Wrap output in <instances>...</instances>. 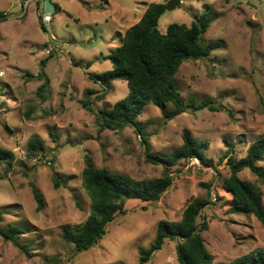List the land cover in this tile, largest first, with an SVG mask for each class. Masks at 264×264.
<instances>
[{"label": "rangeland", "instance_id": "rangeland-1", "mask_svg": "<svg viewBox=\"0 0 264 264\" xmlns=\"http://www.w3.org/2000/svg\"><path fill=\"white\" fill-rule=\"evenodd\" d=\"M51 1L60 9L46 23L41 6L37 10L31 4L18 18L19 0H0L6 16L0 21V148L15 156L11 170L0 164V210L8 208L0 229L21 228L19 243L28 252L0 235V264H138V248L150 246L160 221L177 222L186 204L204 199L211 202L201 211L208 225L201 236L215 262L231 263L264 249V227L254 216L234 212L223 188L228 158H243L264 137V0H180V7L162 14L161 34L170 24L189 26L194 16L212 17L203 37L205 42L220 41L222 47L206 59L182 63L174 80L184 106L210 100L226 110L188 109L166 121L159 108L148 104L138 122L150 153L167 157L182 145L186 131L208 144L205 157L212 164L179 161L170 170L172 186L158 202H127L125 213L107 226L98 244L81 253L63 240L62 231L80 227L89 215L80 178L87 163L134 180L160 178L164 172L162 164L147 162L133 127L102 130L95 113L82 108L84 93L91 90L95 112L111 109L128 94L126 83L115 80L103 91L87 76L110 70L111 63L100 57L120 46L126 30L150 4L169 0ZM45 77L49 82L40 97L37 91ZM35 137L43 141L44 152L28 160L27 142ZM225 140L233 149L228 156ZM257 166L264 172V158ZM54 173L66 180L65 186L53 188ZM238 176L260 188L264 205V182L248 170ZM31 184L43 199L40 211ZM204 185H210L209 191ZM177 244L165 241L147 264H178Z\"/></svg>", "mask_w": 264, "mask_h": 264}, {"label": "trees", "instance_id": "trees-1", "mask_svg": "<svg viewBox=\"0 0 264 264\" xmlns=\"http://www.w3.org/2000/svg\"><path fill=\"white\" fill-rule=\"evenodd\" d=\"M54 6L55 13L59 7ZM165 11L164 4H150L140 20L126 30L120 46L108 55L100 57V60H108L111 63V69L99 75L87 76L98 83L103 91L110 89L111 83L115 80L124 81L128 87V94L107 110L94 111L90 101V96L93 94L91 90L85 91V99L82 103L84 110L95 113L97 124L102 130L118 131L126 126L133 127L145 148L147 162L154 165L162 164L163 175L150 180H134L126 175L87 163L80 178L82 188L90 201L89 215L80 227L74 230L64 228L62 231L63 240L71 244L76 253L87 251L97 245L105 236L107 226L116 216L125 213L127 202H158L172 186L170 170L179 161L196 159L204 166L210 167L212 164L205 157L208 144L194 138L186 131L182 133V145L167 157L150 153L147 135L138 122V118L148 104L159 108L166 121L188 109L207 108L213 112L226 110L222 106L214 107L210 100H204L197 106H184L174 80L182 63L188 60L206 59L212 52L222 47L220 41L205 42L204 40L203 36L213 22L212 17L208 14L194 16L189 26L170 24L165 34H161L158 31V21ZM5 18L6 16L0 12V21ZM47 60L48 58H45L40 61L41 67ZM86 67H89V63ZM26 76L31 77L29 74ZM48 82L45 77L44 83L39 86L37 92L40 97ZM169 106L171 109L166 110ZM25 117L28 119L29 113H26ZM224 144L225 154L228 156L233 149L226 140ZM43 152L44 143L40 138L35 137L27 142L28 160L39 157ZM263 158L264 137L256 139L247 148L243 158L236 160L230 156L226 163L229 175L223 181V188L231 196L234 212L252 215L264 227V205L260 188L254 183L241 180L238 176L241 171L248 170L264 182V172L257 166ZM14 159L15 156L11 151L0 148V164L6 165L8 171L11 170ZM52 184L53 188L57 189L65 186L66 180L54 173ZM30 188L36 202V210L40 211L44 206L43 199L34 184H31ZM204 188L209 191L210 185H204ZM210 202L208 199L194 200L186 204L179 221H160L150 246L138 248V264H147L151 255L160 250L167 240L178 241L176 245L178 264H264V249L254 250L231 263L214 261L201 236L202 232L208 230L207 222L201 217V211ZM3 214H8L7 207L0 210V222ZM20 233L22 229L14 225H8L5 230L0 229V235L4 240L28 254L26 247L19 243Z\"/></svg>", "mask_w": 264, "mask_h": 264}, {"label": "built area", "instance_id": "built-area-1", "mask_svg": "<svg viewBox=\"0 0 264 264\" xmlns=\"http://www.w3.org/2000/svg\"><path fill=\"white\" fill-rule=\"evenodd\" d=\"M44 1L46 0H19V3H20V10H19V14H18V18H22L25 16V14L27 13L28 11V8L31 4H41L42 8H43V3ZM41 21L42 22H46V23H49L51 21V16L50 14L46 13L44 11V15L43 17L41 18ZM4 76L3 72L0 71V78H2ZM0 112H2V108L0 106ZM195 160V159H194Z\"/></svg>", "mask_w": 264, "mask_h": 264}, {"label": "water", "instance_id": "water-1", "mask_svg": "<svg viewBox=\"0 0 264 264\" xmlns=\"http://www.w3.org/2000/svg\"><path fill=\"white\" fill-rule=\"evenodd\" d=\"M178 7H180V0H169L165 4L166 11H172ZM43 10L48 14H52L55 11V6L50 0H46L43 3Z\"/></svg>", "mask_w": 264, "mask_h": 264}, {"label": "crops", "instance_id": "crops-1", "mask_svg": "<svg viewBox=\"0 0 264 264\" xmlns=\"http://www.w3.org/2000/svg\"><path fill=\"white\" fill-rule=\"evenodd\" d=\"M51 1V0H50ZM52 2V1H51ZM53 3V2H52ZM54 5H57L56 3H53ZM58 6V5H57ZM39 7H40V4H36V9L38 10L39 9ZM59 7V9H60V6H58Z\"/></svg>", "mask_w": 264, "mask_h": 264}]
</instances>
